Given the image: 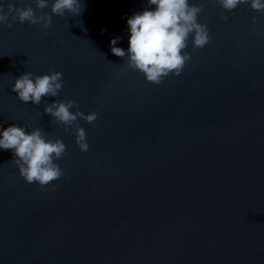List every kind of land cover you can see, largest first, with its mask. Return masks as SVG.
Returning a JSON list of instances; mask_svg holds the SVG:
<instances>
[{
    "label": "water",
    "instance_id": "1",
    "mask_svg": "<svg viewBox=\"0 0 264 264\" xmlns=\"http://www.w3.org/2000/svg\"><path fill=\"white\" fill-rule=\"evenodd\" d=\"M8 3L40 14L35 0ZM190 3L211 41L197 49L190 37L192 60L159 85L110 48L119 36L127 51V18L147 0H81L82 15H53L47 30L0 24V126L67 146L64 176L44 189L0 149V264H264V13ZM53 71L58 97L37 106L12 91L23 73ZM56 99L99 113L78 120L87 152L44 112Z\"/></svg>",
    "mask_w": 264,
    "mask_h": 264
},
{
    "label": "clouds",
    "instance_id": "2",
    "mask_svg": "<svg viewBox=\"0 0 264 264\" xmlns=\"http://www.w3.org/2000/svg\"><path fill=\"white\" fill-rule=\"evenodd\" d=\"M51 13L43 11L49 7ZM220 6L228 12L242 4H249L258 13H264V0H217ZM37 15L33 7L17 8L12 3L0 4V24L8 28L12 22L20 24L42 25L47 30L52 24L53 15L64 17L66 13L80 16L86 8L81 0H35ZM155 6L154 10H150ZM203 7L190 0H147L143 11H137L127 18L130 32L129 47L127 51L116 45L121 40L117 36L111 40V52L120 58H127V68L139 71L147 82L159 85L163 80L174 74L180 76L187 63L192 60L188 48L189 38H192L194 48H203L211 41L210 31L205 23L198 22V16ZM11 18V20H10ZM223 19L227 21L228 16ZM256 17H253V23ZM82 23V22H81ZM47 36V31L44 32ZM63 73L53 71L51 74L34 76L27 72L15 79L12 91L17 93L18 99L23 103L29 102L39 106L43 97H58L63 89ZM73 107L76 111H70ZM78 102L74 100L61 101L56 99L53 103H46L44 112L52 117L58 124L64 125V130L73 128L76 132L75 143L82 152L90 148L87 134L78 120L94 124L99 113L85 114L80 111ZM2 128V126H0ZM0 149L12 150V162L18 167L19 175L29 184L38 183L42 189L64 176V170L56 162L67 151V146L59 138L49 139L41 128L31 131L26 126L10 125L0 130ZM52 190H55L53 187Z\"/></svg>",
    "mask_w": 264,
    "mask_h": 264
}]
</instances>
